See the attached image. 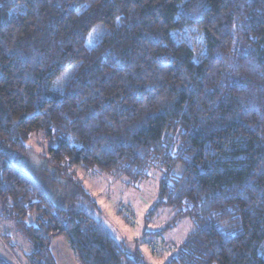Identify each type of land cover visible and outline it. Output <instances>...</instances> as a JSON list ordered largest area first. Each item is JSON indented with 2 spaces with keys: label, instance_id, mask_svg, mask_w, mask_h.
<instances>
[{
  "label": "trees",
  "instance_id": "16d2710c",
  "mask_svg": "<svg viewBox=\"0 0 264 264\" xmlns=\"http://www.w3.org/2000/svg\"><path fill=\"white\" fill-rule=\"evenodd\" d=\"M153 174L162 231L195 227L166 264H264V0H0V217L29 264H56L57 238L78 264L154 262L87 188Z\"/></svg>",
  "mask_w": 264,
  "mask_h": 264
},
{
  "label": "rangeland",
  "instance_id": "374dc122",
  "mask_svg": "<svg viewBox=\"0 0 264 264\" xmlns=\"http://www.w3.org/2000/svg\"><path fill=\"white\" fill-rule=\"evenodd\" d=\"M106 33L103 25H98L88 37V43L93 46ZM76 68L70 69L57 83L56 89L63 91L69 81L74 77ZM30 146L34 149V161L38 165L56 172L57 169L43 155L48 152V144L41 135L31 138ZM107 176V175H106ZM85 182L86 177H79ZM159 176L151 175L148 180L136 186L126 185L122 181L89 179L87 188L92 192L99 207L109 221L119 239L129 251L139 248L149 259V264H166L171 258V249L182 244L194 230V223L190 218L184 219L174 227L162 231L176 215L171 211L169 216L161 215L159 210L154 216L151 212L158 201ZM123 211V212H122ZM125 211V212H124ZM126 213L129 217H126ZM159 232V233H158ZM156 244L162 254L160 257L152 256L149 245ZM62 251V248H59ZM34 252L30 240L23 235L14 220L0 217V256L11 264H29V256Z\"/></svg>",
  "mask_w": 264,
  "mask_h": 264
},
{
  "label": "crops",
  "instance_id": "0c3cea01",
  "mask_svg": "<svg viewBox=\"0 0 264 264\" xmlns=\"http://www.w3.org/2000/svg\"><path fill=\"white\" fill-rule=\"evenodd\" d=\"M59 248H62V251ZM51 252L56 264H78L66 240L63 238H57L53 241Z\"/></svg>",
  "mask_w": 264,
  "mask_h": 264
},
{
  "label": "built area",
  "instance_id": "2783aa9c",
  "mask_svg": "<svg viewBox=\"0 0 264 264\" xmlns=\"http://www.w3.org/2000/svg\"><path fill=\"white\" fill-rule=\"evenodd\" d=\"M155 252H156V249H155Z\"/></svg>",
  "mask_w": 264,
  "mask_h": 264
}]
</instances>
